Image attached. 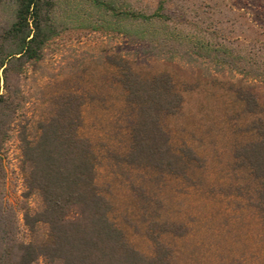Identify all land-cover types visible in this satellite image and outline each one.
I'll return each instance as SVG.
<instances>
[{
    "label": "rangeland",
    "instance_id": "1",
    "mask_svg": "<svg viewBox=\"0 0 264 264\" xmlns=\"http://www.w3.org/2000/svg\"><path fill=\"white\" fill-rule=\"evenodd\" d=\"M158 1L132 0L148 11ZM262 9L246 0H171L168 4V12L183 28L258 55H264ZM53 18L56 23L63 21V12L56 10ZM112 56L128 62L142 78L170 75L183 104L162 124L176 153L189 149L196 157L188 162L185 176L122 161L130 134L123 115L126 92L109 63ZM241 86L254 92L255 111L238 99L236 90ZM65 90L83 97L80 135L97 155V183L112 205V216L136 249L150 253L140 193L150 200L148 211L154 209L162 220L187 228L182 236H162L178 264H264V222L252 205L258 182L234 159L235 150L255 138L254 124H264V81L245 78L206 59L156 57L108 28L67 23L46 47L44 58L22 77L16 124L35 135L37 123L53 111L54 96ZM17 129L8 144V175L12 198L19 205L24 189ZM27 205L39 208L40 198L32 195Z\"/></svg>",
    "mask_w": 264,
    "mask_h": 264
},
{
    "label": "trees",
    "instance_id": "2",
    "mask_svg": "<svg viewBox=\"0 0 264 264\" xmlns=\"http://www.w3.org/2000/svg\"><path fill=\"white\" fill-rule=\"evenodd\" d=\"M170 1L159 0L148 11L132 0H0V264H178L162 236H182L187 228L162 220L154 209L148 211L147 197L137 194L145 203L149 254L131 244L112 216V205L97 183V155L79 132L81 95L67 90L55 95L53 111L37 123L35 135L16 124L22 77L44 58L46 47L67 23L108 28L156 57H197L264 81V55L233 49L183 28L168 12ZM246 1L264 11V0ZM56 10L63 12V21H53ZM109 63L126 92L123 115L130 145L122 161L185 176L188 162L196 157L189 149L176 153L162 124L183 104L170 75L142 78L120 58L112 56ZM236 93L250 111L256 110L251 88L241 86ZM16 127L24 189L19 205L12 198L8 175V144ZM253 130L255 138L239 146L234 159L258 182L252 205L264 222V124L255 123ZM32 195L40 198L37 209L27 205Z\"/></svg>",
    "mask_w": 264,
    "mask_h": 264
}]
</instances>
